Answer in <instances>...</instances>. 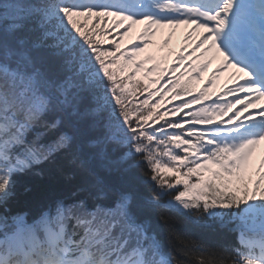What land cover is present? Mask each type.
Instances as JSON below:
<instances>
[{
  "label": "snow or ice",
  "instance_id": "snow-or-ice-1",
  "mask_svg": "<svg viewBox=\"0 0 264 264\" xmlns=\"http://www.w3.org/2000/svg\"><path fill=\"white\" fill-rule=\"evenodd\" d=\"M260 101L264 0H0V264H264Z\"/></svg>",
  "mask_w": 264,
  "mask_h": 264
},
{
  "label": "rangeland",
  "instance_id": "rangeland-1",
  "mask_svg": "<svg viewBox=\"0 0 264 264\" xmlns=\"http://www.w3.org/2000/svg\"><path fill=\"white\" fill-rule=\"evenodd\" d=\"M140 31V26H134L132 31L123 38L122 41H120L121 49L129 48L131 49V46L134 41L137 40L138 33ZM187 31L186 26H181L179 29H163L160 30L157 34V36L154 38V43L150 44L144 52L139 53L135 59L137 61L145 59L148 55H153L156 57V61L153 63H158L159 60L157 56H160L161 60L163 61V65H172L175 62V57L179 53L180 48L183 44L182 35ZM174 33L171 37V43L168 45L163 44V40L167 39L170 34ZM113 38V36H109V39ZM152 61H148L147 64H145V68L150 67ZM131 65H129L126 68V72L130 70ZM158 72V71H157ZM211 70H209L208 73L204 74L205 81L207 80ZM157 73H152L151 77H155ZM120 75V73H118ZM137 78L144 81V83H149L150 77H146L143 72L139 73ZM187 78V77H185ZM224 82V81H222ZM203 81H194V84L199 90L200 86L203 84ZM150 87L155 88L157 85L151 84ZM220 90L219 86H217L214 91L218 92ZM261 155H264V143H262V148L256 151L254 154V161L258 163Z\"/></svg>",
  "mask_w": 264,
  "mask_h": 264
},
{
  "label": "trees",
  "instance_id": "trees-1",
  "mask_svg": "<svg viewBox=\"0 0 264 264\" xmlns=\"http://www.w3.org/2000/svg\"><path fill=\"white\" fill-rule=\"evenodd\" d=\"M137 95H139V93ZM163 107H165L164 104L161 105V108H163ZM39 179L40 178H35V182H39ZM156 222H157V225L160 227L161 231H163V225L160 224L158 219ZM185 228L189 232H191L192 234L204 237L206 239H215L216 238L215 234L209 229L200 228V227L193 225V224H190V223H186ZM229 238L234 240V237L230 236Z\"/></svg>",
  "mask_w": 264,
  "mask_h": 264
},
{
  "label": "bare ground",
  "instance_id": "bare-ground-1",
  "mask_svg": "<svg viewBox=\"0 0 264 264\" xmlns=\"http://www.w3.org/2000/svg\"><path fill=\"white\" fill-rule=\"evenodd\" d=\"M262 102H264V101H260V103H262ZM260 148H262V144L257 146V150H259Z\"/></svg>",
  "mask_w": 264,
  "mask_h": 264
}]
</instances>
